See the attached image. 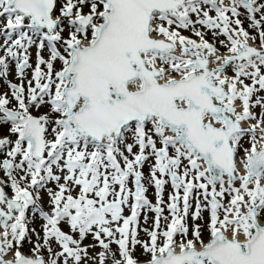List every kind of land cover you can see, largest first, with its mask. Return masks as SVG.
<instances>
[{
  "label": "snow or ice",
  "instance_id": "obj_1",
  "mask_svg": "<svg viewBox=\"0 0 264 264\" xmlns=\"http://www.w3.org/2000/svg\"><path fill=\"white\" fill-rule=\"evenodd\" d=\"M0 18V264H264V0Z\"/></svg>",
  "mask_w": 264,
  "mask_h": 264
},
{
  "label": "rangeland",
  "instance_id": "obj_2",
  "mask_svg": "<svg viewBox=\"0 0 264 264\" xmlns=\"http://www.w3.org/2000/svg\"><path fill=\"white\" fill-rule=\"evenodd\" d=\"M4 22H6V21H4V18H0V27H2L3 26V23ZM246 28L248 27V23H247V21H245V25H244ZM185 35H189V33H187V32H185L184 33ZM34 56H35V51L33 50V60H34ZM10 79H12L13 77H9ZM6 90V88H0V91H5ZM34 114H36V113H34ZM0 159H2V157H0ZM145 174L147 175V168L145 169ZM0 176H2V173H0ZM171 191V189H170V187H166V190H165V200H167V195H168V192H170ZM148 195H149V198L150 199H152L153 200V203L155 202V199H154V196H153V190L150 188L149 189V193H148ZM46 197H45V201H46ZM44 210H48V207H47V203H45L44 204ZM165 214H167V213H165ZM30 226H38V222H37V224L36 225H30ZM65 230H67V229H65ZM113 248L115 249V245H113ZM26 250V249H25ZM136 255L141 259V260H143L144 259V257L143 256H141L140 255V253H139V251L136 253Z\"/></svg>",
  "mask_w": 264,
  "mask_h": 264
}]
</instances>
